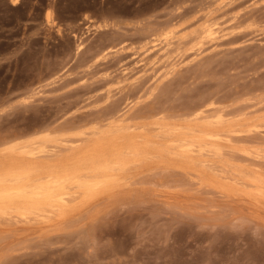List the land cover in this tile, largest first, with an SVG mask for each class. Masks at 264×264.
Listing matches in <instances>:
<instances>
[{"label": "rangeland", "instance_id": "374dc122", "mask_svg": "<svg viewBox=\"0 0 264 264\" xmlns=\"http://www.w3.org/2000/svg\"><path fill=\"white\" fill-rule=\"evenodd\" d=\"M131 149L43 212L7 202L0 264H264V0H0V178Z\"/></svg>", "mask_w": 264, "mask_h": 264}, {"label": "bare ground", "instance_id": "6f19581e", "mask_svg": "<svg viewBox=\"0 0 264 264\" xmlns=\"http://www.w3.org/2000/svg\"><path fill=\"white\" fill-rule=\"evenodd\" d=\"M215 32L216 29L210 25L203 29L204 36L209 37V39L214 36ZM196 106L198 107V105ZM195 110L198 113V109L195 108ZM200 111L201 108H199ZM217 123L221 124V121L217 120ZM233 131H236V128L231 126L219 127L215 132L200 130L199 137L201 139H218ZM180 140L179 145L185 146L186 149H193V145H196L198 149L203 147L200 141L187 138ZM45 145L47 144L41 145L37 151H45L44 147H47ZM27 151L30 152L31 149ZM137 156L138 151L136 149H131L125 154L122 152L114 153L109 157L94 152L87 157H79L70 167L64 166L55 171L41 173V178L44 180L37 181L29 176L30 167H19L13 173H9L7 177L0 178V202L2 203L0 212H6V203L13 200H18L21 203V205L14 207V212L19 215L32 211L43 212L45 211L44 205L51 207L55 205V201L64 200V196L70 193L66 189L68 185L76 186L85 191L104 184L113 179V173L123 170ZM40 204L42 206H39Z\"/></svg>", "mask_w": 264, "mask_h": 264}]
</instances>
